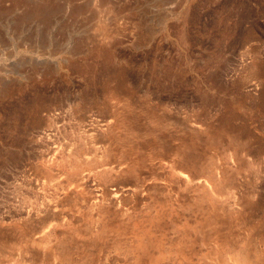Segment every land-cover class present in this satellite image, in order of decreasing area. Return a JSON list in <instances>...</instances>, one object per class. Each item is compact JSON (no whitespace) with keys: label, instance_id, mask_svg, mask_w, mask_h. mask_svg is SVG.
<instances>
[{"label":"rangeland","instance_id":"374dc122","mask_svg":"<svg viewBox=\"0 0 264 264\" xmlns=\"http://www.w3.org/2000/svg\"><path fill=\"white\" fill-rule=\"evenodd\" d=\"M76 148L89 178L63 197L61 186L78 183L69 164ZM177 154L195 161L193 190L171 166ZM212 165L230 182L213 193L223 205L218 232L240 242L252 231L261 247L264 0H0V264L57 263L32 244L53 227L74 232L61 236L73 240L61 246L74 264H121L112 243L129 229L98 239L89 227L98 206L119 225L158 212L155 235L190 252L169 250L159 264L203 262L212 243L201 215L210 207L198 199V209L194 187ZM234 196L236 218L227 213ZM123 211L135 215L121 220Z\"/></svg>","mask_w":264,"mask_h":264},{"label":"bare ground","instance_id":"6f19581e","mask_svg":"<svg viewBox=\"0 0 264 264\" xmlns=\"http://www.w3.org/2000/svg\"><path fill=\"white\" fill-rule=\"evenodd\" d=\"M117 123H119V122H116V124ZM106 126V128L108 129V131H109V129H111L112 127H113V125H111V123L110 122H107V124H105ZM110 133H111V131H110ZM110 135V134H109ZM231 141V140H230ZM234 143H235V141H234ZM237 143V142H236ZM235 143V144H236ZM215 144V143H214ZM213 144V145H214ZM229 146H231V145H229ZM232 147V146H231ZM230 147V149L232 150V148ZM233 147H235V146H233ZM239 149V148H238ZM80 148L78 149V148H76V150L75 151H73L72 153H71V155H70V158H69V164L70 165H72L71 166V169H72V172H71V175H72V177L73 178H75V180L78 182V183H76L75 185H70V186H61L60 188H61V190H62V192H61V194H62V196L64 197V196H69V194L71 195H73V196H75V195H77L78 193L76 192V187H81L82 186V184L85 182V180H87L88 178H89V174H81V167H82V164L81 163H79V161H78V156H79V154H80ZM104 150H106V149H104ZM110 150V149H109ZM237 150V149H236ZM239 150H241V149H239ZM176 151V150H175ZM112 152V151H111ZM110 152V153H111ZM182 152V151H181ZM233 152H235L234 151V149H233ZM107 153H108V150H107ZM107 153H105L104 152V155L105 154H107ZM110 153H109V155H110ZM173 154H175V153H173ZM184 154V153H183ZM182 154V156L181 155H178L177 154V156L178 157H173L172 158V160H171V166H172V168H173V170H175V171H177L180 175H182L181 177H182V179H183V182H185V185H189V181H190V177H191V175H192V172L194 171V166H195V161H194V159H192V158H190V159H188L187 160V158L184 156ZM233 154V153H232ZM240 154V153H239ZM109 155L107 154V157H109ZM235 155H237V152H235L232 156H235ZM106 156V155H105ZM104 156V157H105ZM229 157V158H234V157ZM238 156H240V155H238ZM110 157H111V155H110ZM211 157V156H210ZM213 158V157H212ZM236 158H238V157H236ZM209 159V158H208ZM207 159V160H208ZM136 160H138V159H135V161ZM131 161H132V163H129L128 165L129 166H127L128 167V171H130V172H132V170L134 171V169H136V168H134V164H137V163H134L133 164V160L131 159ZM130 161V162H131ZM138 161H140V160H138ZM207 162H209V161H207ZM139 163V162H138ZM87 164V163H86ZM209 164H211V161H210V163H208V167L210 166ZM215 164V163H214ZM213 164V165H214ZM213 165L211 166V167H213ZM218 165V164H217ZM49 166H46V168H48ZM132 167V168H131ZM137 167V166H136ZM206 167H207V165H206ZM220 167V166H219ZM201 168H203V165L201 166ZM214 168V167H213ZM221 169H222V167H220ZM43 170H44V168H43ZM49 170H50V167H49ZM48 169H46V172H50ZM224 170V169H223ZM136 171V170H135ZM134 171V172H135ZM222 170H220L219 168H218V166L216 167V168H214V170H210V173H212V174H209L208 176H209V178L205 181V183L203 184V185H199L201 188H197L196 187V185H195V187L194 188H196V189H194V191L196 190H199L200 192H201V194H200V196H197V202H198V204L197 203H195L194 202V204L197 206H199V202L201 201V200H204V202H202V203H205V202H207L208 203V207H210L209 208V210H207L206 212L205 211H203V212H205V213H203L204 215H201L202 216V223H201V220H199L198 222L199 223H201L200 225H208V224H210L211 223V225H210V227H211V229H210V231L209 232H207V233H203V237H206V238H208V242L210 243H212V246L211 247H209L208 248V250L205 252V253H203V257L205 258V260L203 261V262H199V261H194V260H192V259H185V260H183V263L182 264H264V239H262L263 237V235H261V239H262V245H261V247H258V245H257V241L258 240H260L258 237H256L255 235H253L252 234V231L250 232L251 234L249 235V233H248V231H247V233H246V235L248 234V237L246 238H244V236H246V235H244L243 236V239L241 240V239H239L240 240V242H235V241H232V240H230V233L228 234V235H226V234H221L220 232H218L219 230V228L221 227L220 226V224H219V221H218V218H221L220 216H222V215H220V211L218 212L219 213V217L217 218V216L216 215H218V213H217V211H215V210H217V205H221V204H218V202H217V199L216 198H218L217 196H216V198H215V195L213 194V193H216V192H219V191H222L221 189H225L226 187L229 189V184H230V182H229V179H228V177L227 176H225V174H223V171L221 172ZM133 173V172H132ZM137 173V172H136ZM136 173H134V174H136ZM172 174V173H171ZM170 174V175H171ZM136 176H138V174L136 175ZM71 177V178H72ZM228 184V185H227ZM190 186H191V183H190ZM192 187L193 186H191V189H192ZM227 188L225 189V191L227 190ZM136 190V189H135ZM193 190V189H192ZM131 191H133V190H131ZM196 191L194 192V193H196ZM124 192H127V191H115V192H113V194H112V198H113V200H114V202H118V203H120V201H121V199H122V197L124 196ZM77 193V194H76ZM198 193V192H197ZM228 193V192H227ZM221 194V193H220ZM217 195H218V193H217ZM196 196H195V198H196ZM69 197H71V196H69ZM199 197V198H198ZM72 198V197H71ZM76 198V197H75ZM191 199H192V197H191ZM198 199L200 200V201H198ZM238 198H237V196H234L233 197V200L231 201V202H233L232 204H231V207L230 208H235L234 206H236V204L238 203ZM228 202V201H227ZM226 202V203H227ZM190 203H193V202H190ZM190 203H188L189 205H190ZM221 203V202H220ZM224 203V202H223ZM230 203V202H229ZM228 203V204H229ZM95 204V203H94ZM169 204V203H168ZM187 204V205H188ZM227 204V205H228ZM166 205V204H165ZM188 205V207H190ZM162 206H163V204H162ZM223 206V205H222ZM222 206H220L221 208H222ZM193 207V206H192ZM200 207V206H199ZM198 207V209L200 210L201 209V207L199 208ZM216 207V208H215ZM219 207V208H220ZM98 209L97 210H95L94 212L96 213V214H94V215H96V219H95V221H94V223H93V225H92V223H90L91 225L89 226V227H91V229H93V233H94V235L95 236H97L98 237V239L99 238H102L105 234V236H107V233L108 232H114V233H123V232H126L125 230L126 229H129V233L128 234H130V237L128 236L126 239L124 238V239H121V238H123L124 236H125V234H124V236H123V234L121 235L122 237L121 238H119V237H116V238H119V239H116L115 238V240L113 241V243H112V248L115 250V254H116V258H118L117 260H119V262L118 263H120L121 262V264H159V261H161V259L162 258H164L165 259V255H167L166 253H170V252H168L169 250H171L170 249V247H171V245L167 248L166 246H167V244L166 245H164V242L165 241H163V237H161V236H157V235H155V234H157V233H155V230H156V221L158 220L159 221V219L158 218H156L157 217V214H158V212H156L154 215H152L151 217L149 216V215H147L148 217H150V218H147V220H145L146 219V217H143V218H139V220H140V222H139V220H138V223H134V224H131V225H124V224H127L126 223V219H124V222H123V224L121 225H119V224H117L116 222L114 223L113 221H111V218H109V217H111V216H107L106 217V215H105V213H106V211L107 210H105L104 208H100L99 206L97 207ZM160 208V207H159ZM159 208H157L158 210H159ZM162 208V207H161ZM195 208V207H194ZM194 208H192V209H194ZM218 208V209H219ZM225 208V207H224ZM239 208V207H238ZM96 209V208H95ZM128 209H129V207H128ZM132 209H133V207H132ZM162 209H164V207L162 208ZM161 209V210H162ZM166 209H168V206H167V208ZM196 209V208H195ZM226 209V208H225ZM236 209V208H235ZM124 210H127V207H125L124 208ZM205 210V209H204ZM222 210V209H221ZM227 210H228V208H227ZM227 210H223L225 213L227 212ZM156 210H153L152 212H155ZM160 211V210H159ZM167 211V210H166ZM171 210H170V207H169V212H170ZM196 212H197V210H195ZM201 211V210H200ZM223 211H221V213L223 212ZM239 211V210H238ZM91 212V211H90ZM109 212V211H108ZM124 212V214H121V213H119L120 214V219H121V216L122 217H124V218H127L131 213H133L134 212V210L133 211H131V213L128 215V216H126V214H125V211H123ZM122 212V213H123ZM128 212V211H127ZM237 209L236 210H233V209H231V211H228L227 213L229 214V215H231L232 217H237ZM93 213V212H92ZM129 213V212H128ZM160 213H162V212H160ZM159 213V214H160ZM86 214V213H85ZM148 214V213H147ZM170 214V213H169ZM224 214V213H223ZM87 215H89V214H87ZM132 215V214H131ZM133 215H135V214H133ZM132 215V216H133ZM150 215H151V213H150ZM162 214H160V216H161ZM196 215V214H195ZM194 215V216H195ZM240 215V214H239ZM145 216V215H144ZM176 216V215H175ZM84 217H85V215H84ZM91 217L93 218V215H91ZM115 217H116V215H115ZM131 217V216H130ZM134 217V216H133ZM140 217V216H139ZM163 217V216H162ZM169 217V216H168ZM197 216H195V218H196ZM88 218V217H87ZM137 218V217H136ZM145 218V219H144ZM194 218V217H193ZM192 218V219H193ZM195 218H194V220H195ZM201 218V217H200ZM217 218V219H216ZM117 220H118V217L116 218ZM119 219V220H120ZM123 219V218H122ZM121 219V220H122ZM128 219V218H127ZM132 219V218H131ZM130 219V220H131ZM156 219V220H155ZM161 219V218H160ZM90 220H91V218H90ZM93 220V219H92ZM112 220H113V218H112ZM129 220V219H128ZM127 220V221H128ZM137 220V219H136ZM142 220H144V221H142ZM184 220V219H183ZM226 220V219H225ZM228 220V219H227ZM231 220V219H230ZM85 221H87V219L85 220ZM85 221H84V223H85ZM162 222V221H161ZM171 222H173V220L171 221ZM190 222V221H189ZM188 222V223H189ZM192 222V221H191ZM190 222V223H191ZM220 222H222L221 221V219H220ZM230 222H232V221H230ZM229 222V223H230ZM180 223V222H179ZM182 223V222H181ZM189 223V224H190ZM228 223V222H227ZM86 225H87V222L85 223ZM174 224V223H173ZM217 224H219V225H217ZM254 224V223H253ZM193 225V224H192ZM225 225H226V223H225ZM251 225V224H250ZM177 226V225H176ZM194 226V225H193ZM203 226V227H204ZM220 226V227H219ZM230 226V225H229ZM70 227V226H69ZM174 227V226H173ZM252 227H254V226H252ZM86 228H87V230H88V225L86 226ZM154 228H155V230H154ZM179 228V227H178ZM195 228H198L199 229V227H198V224H197V227H195ZM222 228V227H221ZM221 228H220V230H221ZM224 228V227H223ZM226 228H227V226H226ZM245 228V227H244ZM249 228H250V226H249ZM79 229V228H78ZM181 229V228H180ZM197 229V230H198ZM254 229H255V227H254ZM72 230V229H71ZM70 230V231H71ZM75 230H77V229H75ZM153 230H154V232H153ZM162 230V229H161ZM182 230V229H181ZM191 230V229H190ZM227 230H228V228H227ZM72 231H74V230H72ZM71 231V232H72ZM80 231V230H79ZM78 231V232H79ZM163 231V230H162ZM177 231V230H176ZM183 231V230H182ZM188 231V230H187ZM225 231H226V229H225ZM92 232H90V234H92ZM164 232V231H163ZM181 231L179 230V232L178 233H180ZM195 232V231H194ZM197 232V231H196ZM61 233V232H60ZM63 233V234H62ZM62 233H61V235H59V233H58V230H56V228L55 227H53V228H49L44 234H43V236L41 237V238H39V240H33V242H32V244L33 245H36V246H38V247H44V246H46V252H48V253H50V254H52L53 256H55L56 257V259L58 260V262L56 263H51V264H74V261H75V257L73 258L72 257V254L71 253H73V251L70 253V251H68L69 249L71 250V248L69 247V249L67 250V248L66 247H62L61 246V244H64L65 243V245H63V246H67V244L68 243H70V245H71V243L73 242V240H70V238H69V240L70 241H72V242H70V241H68V243H66V242H64V241H62L65 237H70L71 235H72V238H73V233L70 235V236H68L69 234V232L67 233L68 235L67 236H65L66 235V231H62ZM177 233V234H178ZM220 233V234H219ZM227 233V232H226ZM257 233V232H256ZM65 234V235H64ZM154 234V235H153ZM161 234V233H160ZM208 234V235H207ZM232 234V233H231ZM258 234V233H257ZM65 236L62 240H61V236ZM76 235V234H75ZM110 235V234H109ZM108 235V236H109ZM183 234L181 233V236H182ZM192 235V234H191ZM91 236H93V235H91ZM180 236V238L181 239H183L182 237ZM240 236V235H239ZM238 236V238H240ZM250 236V237H249ZM259 236V235H258ZM186 237V236H185ZM184 237V238H185ZM192 237V236H191ZM234 238H236V235L235 236H233ZM177 238V237H176ZM195 238V237H194ZM205 238V239H206ZM257 238H258V240H257ZM91 239H93V238H91ZM167 239V238H166ZM171 239V238H170ZM179 239V238H178ZM66 241L68 240V238L67 239H65ZM94 241H95V239H93ZM92 240V241H93ZM180 240V239H179ZM237 240V239H236ZM238 240V241H239ZM62 241V242H61ZM90 241V240H89ZM178 241V240H177ZM189 241V240H188ZM252 241H253V243H254V241H255V243L253 244L252 243ZM64 242V243H63ZM183 242V241H182ZM195 242V241H194ZM259 242V241H258ZM166 243V242H165ZM177 243V242H176ZM180 243V242H179ZM185 243V242H184ZM184 243H181L182 244V246L180 245V247L178 246V247H176L177 246V244H175V245H172L173 247L172 248H174V249H172V250H175L174 252L176 253V254H178L177 252H180V254L181 255H188V254H190V252H189V249L188 248H186L187 247V245H183ZM260 243V242H259ZM189 244V243H188ZM107 245V244H106ZM105 245V246H106ZM257 245V246H256ZM104 246V247H105ZM196 246V245H195ZM108 247V246H107ZM45 248V247H44ZM76 248V247H75ZM74 248V246H73V249H75ZM109 248V247H108ZM196 250H197V248H195ZM206 249V248H205ZM76 250V249H75ZM80 250V249H79ZM83 249H81V251H82ZM171 250V251H172ZM192 250V249H191ZM80 251V252H81ZM203 251H205V250H203ZM75 252V251H74ZM79 252V251H78ZM83 252V251H82ZM87 252V251H86ZM198 252V251H197ZM200 252H202V251H200ZM84 253V252H83ZM171 253H173V252H171ZM79 254V253H78ZM78 254L76 255L77 257H78ZM89 254V253H88ZM176 254H173V256H175ZM198 254V253H197ZM202 254V253H201ZM73 255H74V253H73ZM81 255V254H80ZM79 255V256H80ZM169 255H171V257H172V254H169ZM169 255H167V257L169 258L170 256ZM82 256V258H83V255H81ZM84 256H85V254H84ZM89 256V257H88ZM87 257L89 258V260L91 259V257H90V255H88ZM177 256V255H176ZM180 256V255H179ZM197 256L198 255H196V258H197ZM181 257V256H180ZM80 258V257H79ZM78 258V259H79ZM185 258V257H184ZM193 258H195V256H193ZM195 258V259H196ZM77 259V260H78ZM173 259V258H172ZM174 259H175V257H174ZM178 259V258H177ZM176 259V260H177ZM56 260V261H57ZM76 260V261H77ZM80 260H81V258H80ZM80 260H78L77 262H79ZM163 260V259H162ZM166 260V259H165ZM182 260V259H181ZM198 260V259H197ZM30 261V260H29ZM27 262V261H25L24 260V258H17L16 260H14V263L13 264H36V261L34 262V261H30V262ZM175 262V260H172V262ZM179 261H180V258L178 259V263H179ZM32 262H34V263H32ZM40 262V261H39ZM43 262V261H42ZM76 262V263H77ZM90 262H93V261H91L90 260ZM75 263V264H76ZM81 262H79V264H80ZM85 262H83L82 264H84ZM87 263L89 264V262H88V260H87ZM87 263H85V264H87ZM43 264V263H42ZM78 264V263H77ZM91 264V263H90ZM175 264V263H174Z\"/></svg>","mask_w":264,"mask_h":264}]
</instances>
